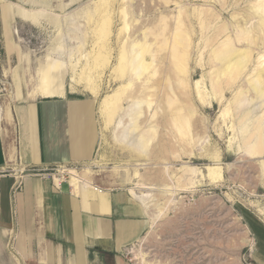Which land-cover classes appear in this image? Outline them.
Wrapping results in <instances>:
<instances>
[{"label": "rangeland", "instance_id": "1", "mask_svg": "<svg viewBox=\"0 0 264 264\" xmlns=\"http://www.w3.org/2000/svg\"><path fill=\"white\" fill-rule=\"evenodd\" d=\"M260 1L0 0V110L3 106L9 108L20 103L26 96H33L35 69L37 60L42 58V55L55 50L60 57L59 64L62 68L65 67L64 69L69 68L67 70L74 65L77 70L85 60L81 56L86 55L88 61L92 54L89 53L91 41L96 39L95 30L99 29L90 16L97 15L102 9L109 13L112 27L109 26V38L105 40L112 51L108 68L99 74L100 77L93 78L99 87L98 96L89 95L81 85H77L72 92L67 90L64 99H61L63 104L78 101V104L86 106L82 120L87 119L96 130L92 156L82 163L53 166L44 173L53 175L59 170L69 182L75 175L79 179L109 189H137L142 184H146L147 188L157 189L137 190L144 191L154 199L152 203L156 204L152 205L150 214L158 215L161 212V215L155 218L153 226L150 214L146 215L147 228L120 254L126 264H140V253H145L147 260L157 261L156 264H264V153L255 157L245 155L246 137L257 124H261L263 128L261 127L262 132L256 131L254 137H262L260 143L263 145H258L264 150V103L248 84L249 78L255 74L253 71L257 70L261 65L259 62L264 60V37L263 43L260 41L254 47L256 50L249 67L241 74L239 80L231 81L233 84L227 85L226 82L217 80L218 62L210 56L211 50L216 49L217 44H222L228 38L233 39L240 33V29L250 33L251 39L257 35L255 33H258L259 28L255 27L260 21L257 7L253 5ZM248 12L253 18L245 22ZM25 13H30V16H24ZM195 14L197 17H194ZM208 14H213L214 18ZM103 15L105 13L101 14ZM200 15L201 18L198 19ZM210 18L213 22L216 21L213 23L209 21ZM236 18L237 21H234ZM205 19V23L208 21L211 24L207 23L209 29L206 25L207 30L205 26L203 32L200 31L199 24ZM189 20L192 27L189 26ZM179 22L183 25V31L186 29L182 34L188 41L183 75L175 67L173 69L170 61L172 55L168 49V43L177 31ZM98 24L102 25V21ZM217 27L221 29L220 35L224 34L215 39L216 45L211 42V46L207 47L205 41L218 31ZM123 29L125 30L121 32ZM144 35H149L146 36L148 39L147 42L145 39V42L150 44L148 46L151 50L152 47L165 48L160 50V53H157V49L154 50L155 55L157 54V68L152 81L149 82L141 75L137 81L140 87L155 81L158 83L159 97L157 95L155 98L159 102H155L157 110H161L157 113L158 134L156 133L147 157L138 159L123 151L111 140L110 130L105 128L99 108L100 100L119 87L117 82L112 81L111 72L116 66V54L121 48L120 44L125 42L129 45L133 40L145 44ZM153 35L157 39H152ZM54 37L57 38L56 41ZM127 39L129 41L126 43ZM238 44L237 48H247V42ZM83 47L85 52H82ZM171 65L172 69H169ZM167 76H175V82L171 81L173 88L168 84ZM179 76H182L187 85L184 83V86H178L179 80L176 81V77L178 79ZM69 77L66 78V85L70 84ZM231 84L233 87H228L232 86ZM217 85L223 86L224 89L218 88ZM136 88L137 86H133L131 91ZM165 91H174L175 96H172L177 97L175 100H180L181 105L185 103V121H189L186 139L182 140L167 116L168 113L162 111L164 104L166 105ZM235 95L239 97L235 99ZM200 97H203L205 102H201ZM124 105L126 106V102ZM131 163L138 165L132 167ZM126 172L133 176L130 184H122Z\"/></svg>", "mask_w": 264, "mask_h": 264}, {"label": "crops", "instance_id": "2", "mask_svg": "<svg viewBox=\"0 0 264 264\" xmlns=\"http://www.w3.org/2000/svg\"><path fill=\"white\" fill-rule=\"evenodd\" d=\"M32 94L0 110V264H126L147 214L128 189L54 185L46 169L89 160L96 130L78 101Z\"/></svg>", "mask_w": 264, "mask_h": 264}, {"label": "bare ground", "instance_id": "3", "mask_svg": "<svg viewBox=\"0 0 264 264\" xmlns=\"http://www.w3.org/2000/svg\"><path fill=\"white\" fill-rule=\"evenodd\" d=\"M262 1L263 0H261L260 3L256 2L257 5L255 4V6L253 5V7H257L256 12L259 14V21L260 22L258 23L257 27H255V28H259V31H258V33H255L257 35H254V37L252 39L250 38L251 35L249 36L250 33L249 34L245 33L244 30L241 31V29L239 28L240 29V33L238 32L239 34L236 35V37H234L235 39L234 38L231 39V38L227 37L228 40L224 41L220 45H218V44L216 45L215 43L217 41H215V39L218 36L221 37L224 34L223 31H222L223 34L220 35V33H221L220 30L221 29L220 28L218 29V27H217L218 31H216L214 33V35L210 39H207V41H205V43H206L205 45L207 47L210 45L211 42H214V44L217 46V48L215 46L216 49H213V51L211 50L212 54L210 53V56H211V58L213 60H216L218 62V66H217V69H216L217 77L215 76L218 81L221 82V80H222L223 82H226L227 85H230L229 83L233 84L235 82L234 80L238 79L239 77H241V74H243V72L245 70H247L246 68L249 67V64L251 63V59H252V56H253V52H254V50H256L254 47L257 44H259L260 41H261L260 43H263L262 42V39H263L262 37H264L263 36V34H264V3H262ZM98 5H99V3H98ZM200 8H202V7H200ZM198 12L200 13V11H198ZM213 12H215V11L213 10L212 13ZM102 13H105V15L101 16ZM96 14L97 15L92 14L90 16V18H93L92 22L94 24L96 23L97 26L99 27V29L95 30L96 34L93 32L95 34L94 38H96V39L91 41L93 45L91 44V46H92L91 48L92 49L90 48V52L89 53H92V54L91 55L89 54L90 56L88 58V61H87L86 55L85 56H81V57H84V59L86 61L84 60V63L81 62L80 65L78 66L77 70H76V68H77L76 65L72 66L70 70H67L69 68L64 69L65 67L63 66L64 68H62V66L59 64L60 57L58 56V52L55 53V50L51 49L52 51H50V52H48L46 54L44 53L45 54L44 56L41 54L42 58H40V59L37 58L38 59L37 60V66H36L37 69H35L36 70V74L34 75V80H35L34 89H33L34 94H36L37 96H39L42 99H58V98L62 99V98L65 97V94H66L67 90L72 92V90L75 88V86L81 85L83 87V89L88 92L89 95L94 96V97L98 96L99 87H98V84H96L97 82L94 81L93 78L95 76L96 77L99 76L100 73L102 74V72L106 68H108L107 66L109 64V60H110V57H111V51L112 50H111V48H109L108 45H106V40H105L106 38H109V36H108V34L110 32V27L109 26H111L109 13H107L105 10L102 9V11H98V13H96ZM196 14H198V13H196ZM196 14L194 15V17L195 16L197 17ZM205 15H207V14H205ZM208 15L212 16L211 14H208ZM216 15H217V13H216ZM255 15H257V14H255ZM24 16L29 17L30 13H25ZM96 16H98L97 18H99V17L100 18L97 19ZM95 18H96V21H94ZM199 18H201V15H200V17L198 16V19ZM212 18H214V15L212 16ZM246 18L247 19H245V22H248V21H250L253 18V16H252V14H250L248 12ZM73 19H75V18H73ZM215 19H217V18H215ZM233 19H235V17ZM212 20L213 19H211V18L209 19V21H212ZM32 21H34V20H32ZM99 21H102V25H100V26L98 24ZM205 21H206V19L204 21H202V20L200 21L201 22L199 24V28L201 29L200 31L204 32V30H205L204 27L207 25V23H209L208 21L205 23ZM234 21H237V18ZM108 22H109V25H108ZM194 22H195V20H194ZM197 22L199 23V20ZM202 22L205 23V24H203ZM178 24H179V26H178L177 31L176 32L173 31L174 34L172 33L173 35L172 36L170 35L172 37V39H171V42L168 43V45H169L168 49H169V51L171 52V55H172V59L170 58L171 59L170 61H171L172 65H173V69L175 67L177 69V71H179L180 74L183 75V74H185V71H184L183 67L185 66L186 61H187L186 60V55H187V51H188L187 50L188 49V41L185 39L184 35L182 34V32H184L186 29L184 28L185 30L183 31V25L180 24V22ZM209 24H211V23H209ZM189 26L192 27L191 23H190V20H189ZM207 26H208V29H209V25H207ZM207 26L205 27L206 30H207ZM223 26H225L224 23H223ZM236 26H238L237 23H236ZM197 27H198V25H197ZM220 27H222V26H220ZM224 28L222 27V29H224ZM202 29H204V30H202ZM124 30L125 29H123L121 32H123ZM236 31H238V29ZM256 31H257V29H256ZM194 32H196V31H194ZM154 35H156V34H154ZM146 36L144 35L143 42H145ZM85 38H87V36ZM54 39L56 41L57 38L54 37ZM147 39H146V42H147ZM152 39L155 40V39H157V37L154 36V38H152ZM84 41H85V39H84ZM122 41H123V39H122ZM125 41L127 43L129 41V39H127ZM158 41L160 42L161 38L158 39ZM146 42H145V44H141L140 42L133 40V41H130V43L132 45L131 44H129V45L125 44V42H122L120 44L121 48H120V50L118 49L119 50V52H117L118 55L116 54V56H118L116 58V60H117L116 66L114 65L115 68H114L113 72L110 71L111 73H113L112 74L113 75L112 81L117 82L119 87L116 88L114 91H112L109 95L103 97L100 100V108H99V112H100L99 115L103 119L104 126H105V128H108L110 130L111 140L118 147H120L123 151H125L128 154H130L132 157L134 156V157H136L138 159H144L148 155L149 149L152 146L154 138H156L155 136H156V133H157V130H158L156 123H157V117H159V116L157 115V113H158V111L161 112V110H157L158 107L156 108L157 104L155 102V101L159 102L158 100H156L157 95H158L157 91H158V89H160V87H158V85H157L158 83H155L156 81L154 80L155 82H153V84L151 83L150 85H145L144 87H142V86L140 87V85H137V83H139L137 81L140 80V78H139L140 75H141V77L144 76V79L148 80L149 82L152 81V77L155 75L156 68H157L156 65H155V62H157V58H156L157 54L155 55V53H156V51H157V53H160V50L165 48V47L164 48L158 47V48H155L157 50L154 51L155 49H153V47H152V50H151L150 46H148L149 43L146 44ZM242 42H247V44H246L247 48L240 49V48L236 47V46L239 45L238 43H242ZM53 43H54V40H53ZM83 44H85V42ZM189 44H190V39H189ZM95 45L97 47H93ZM212 45H213V43H212ZM106 46H108V47H106ZM93 48H95V49H93ZM79 49L80 48H78V50ZM158 50H159V52H158ZM47 51H49V50H47ZM85 51H86L85 47H83L82 52H85ZM87 54H88V52H87ZM158 60H160V59H158ZM27 62H29V61H27ZM260 62H259V65L260 64L261 65L259 66V68L257 70H255L256 72L253 71L255 74L253 75V77L251 79L249 78L250 81L248 82V84H250V86L253 88L252 89L250 87L251 90L255 91L256 95L259 96V98L261 99L262 103H264V60L261 63ZM172 65L170 66L171 68H169V69H172ZM200 66H202V65H200ZM138 69H139V71H138ZM136 70L138 71L137 73H135ZM76 72H79V73L76 74ZM174 72H176V71H174ZM69 75H70V77H69ZM67 77L70 78V80H69L70 84H68V85H66V83H65ZM167 77H166V79L169 80V83L167 81H165V82H167L171 86L172 85L171 81L175 82L174 81L175 79L173 80V78H175V76H170L168 78ZM144 79H143V81H144ZM178 80H179V83H178L179 85L178 86H184V83L186 84V82L182 79V76L180 78H178V79L176 77V81H178ZM209 81H210V79H209ZM231 81H234V82H231ZM245 81H246V79H245ZM215 83H217V82H215ZM215 83H214V85H216ZM223 84H225V83H223ZM226 84H225V86H227ZM159 85H160V83H159ZM133 86H137V88L131 91ZM155 86H157V88ZM171 87L173 88V85ZM219 87L223 88V86H221V85L218 86V88ZM228 87L232 88L233 85L232 86H228ZM162 88H164V87H162ZM183 88L184 87H180V89H183ZM186 88H187V86H186ZM213 89H215V88L213 87ZM217 90H219V89H217ZM171 92L167 93L165 91V93H167V95L165 96L166 98L164 100L166 102V105L164 104V106H163L164 108L162 109V111L168 113L167 116H169L170 121L175 125V127L177 129L178 135L183 140V139H186V136L188 135L187 131L189 130L188 129V124H189L188 122L189 121L188 120L185 121V116H187V113H185L186 110L183 107V105L185 106V103L184 104L182 103L183 105H181V101L180 100H175V98H177V97L174 98V96H175L174 95L175 93H173L174 91L172 93ZM255 93H253V94H255ZM172 94L174 96H172ZM158 97H159V95H158ZM237 97H239V95H237L235 97V99ZM200 98H201L200 99L201 102H205L203 97H200ZM185 100L186 99H184V101ZM125 102H126V106L124 105ZM237 106H238V104H237ZM187 112H188V110H187ZM243 116H244V114H243ZM257 122L259 123V120ZM261 127L263 128V126H261V124H259V125L257 124L256 126H254L253 129H252V133L250 132L249 135L246 137L245 141L247 143H245V144H246V148L247 149L245 150V155H247L249 157L259 156V155H262V153H264V150L260 149L261 145H263V144L260 143L261 142L260 140H261L262 137L261 138H260V136L259 137L258 136L254 137V133H256V131L262 132ZM176 129H175V131H176ZM183 143H184V141H183ZM258 143H260L261 145L260 144L258 145ZM186 145H188V144H186ZM128 165H130V164H128ZM131 165H132V163H131ZM137 165H138V163H135L134 165H132V167L133 166L136 167ZM132 170H133V168H132ZM135 174H137V173H135ZM210 174H212L211 171H210ZM132 178H133V176L129 175V173L126 172L125 173V180L122 182V184H130L131 181H132ZM81 181H84V180L83 179H79L75 175H73L72 180L70 182L72 183L74 188H77L78 184ZM55 182L58 183V179L55 178ZM137 190H157V189L156 188H152V187L147 188L146 184H142V186L140 185V187L138 186L137 189H136V187L128 188V192L131 195L132 200L135 203H137L140 207H142L143 210L145 211V213L147 215H149L150 214V210L153 209V208H151L152 205H155L156 203L155 204L152 203V202H154L153 201L154 199H151V195L145 193L144 191H137ZM160 196H162V195H160ZM166 207H168V206H166ZM156 210H158V208ZM159 215H161V212H159L158 215H153V214L151 215L150 214V217L152 219V224H151L152 226L154 224L153 221H155V218L156 217L158 218ZM150 228H151V226H150ZM139 261H140L139 262L140 264H156L157 263V261L147 260V255L145 253H140L139 254Z\"/></svg>", "mask_w": 264, "mask_h": 264}, {"label": "built area", "instance_id": "4", "mask_svg": "<svg viewBox=\"0 0 264 264\" xmlns=\"http://www.w3.org/2000/svg\"><path fill=\"white\" fill-rule=\"evenodd\" d=\"M47 171V169H46ZM56 173L57 174H50V173H46L45 175H47L54 183V185H56L57 187L60 186V184L65 180L64 177H63V172L59 171V170H56ZM55 178L58 179V183L55 182ZM64 179V180H63Z\"/></svg>", "mask_w": 264, "mask_h": 264}]
</instances>
